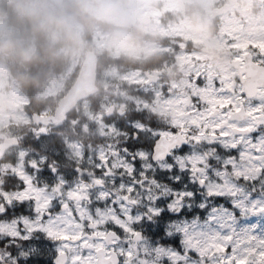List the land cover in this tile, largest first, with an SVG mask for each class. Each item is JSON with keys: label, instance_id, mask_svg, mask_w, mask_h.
I'll use <instances>...</instances> for the list:
<instances>
[{"label": "snow or ice", "instance_id": "snow-or-ice-1", "mask_svg": "<svg viewBox=\"0 0 264 264\" xmlns=\"http://www.w3.org/2000/svg\"><path fill=\"white\" fill-rule=\"evenodd\" d=\"M92 121L38 116L0 147V264H264V0L216 14Z\"/></svg>", "mask_w": 264, "mask_h": 264}, {"label": "rangeland", "instance_id": "rangeland-1", "mask_svg": "<svg viewBox=\"0 0 264 264\" xmlns=\"http://www.w3.org/2000/svg\"><path fill=\"white\" fill-rule=\"evenodd\" d=\"M74 5V0H66ZM226 0H119L120 22H101L116 29L105 28L102 24L90 26L84 38V27L79 21L74 20L70 14L64 13L72 19V26L79 38L78 51L69 56L66 72L50 80L44 89L41 98L47 99L48 108L42 114H49L55 109L58 99L65 92L66 82L74 69L81 62V55L86 49L92 48L99 57H103L98 71V85L100 92L97 101L102 112L109 106L122 109L130 102L129 83L131 79L144 74L139 68L123 67V61L141 63L148 58H156L164 55L165 46L173 41L186 43L190 50L201 59L212 64L223 65L226 63L221 48L214 37L213 19L210 18L212 9L221 7ZM64 1L61 0L60 5ZM180 4H183L181 10ZM0 5H9L8 0H0ZM51 9L57 10L53 2L48 1ZM224 15L251 17L256 8V0H238L230 5ZM11 7V6H10ZM148 16L149 23L141 20ZM11 31L18 38L31 44L34 48V38L28 39L7 21L0 18V33ZM117 31L120 39L109 42L108 36ZM117 65H111L109 60H117ZM165 61L161 65L163 75L171 79L175 70L166 66ZM10 66L12 69H10ZM19 68V69H18ZM21 64L15 61L0 62V147L5 138L11 136H27L36 127L31 119V114L37 110L28 107L27 98L20 93L16 85L13 72L21 69ZM15 72V73H16ZM31 111V113H29ZM99 113L90 109L88 101L80 103L76 115L67 123L71 127L74 121L81 124L92 121Z\"/></svg>", "mask_w": 264, "mask_h": 264}, {"label": "clouds", "instance_id": "clouds-1", "mask_svg": "<svg viewBox=\"0 0 264 264\" xmlns=\"http://www.w3.org/2000/svg\"><path fill=\"white\" fill-rule=\"evenodd\" d=\"M18 18L32 24L34 34H40L51 42H60L66 55L78 51L79 38L72 26V19L63 11L53 10L48 0H8ZM76 11L91 26L94 20L101 22H120L119 0H74ZM109 42L120 39V34L113 31L108 36ZM51 45L46 49L50 53ZM38 56L30 43L18 38L11 31L0 33V62L15 61L27 65L37 60Z\"/></svg>", "mask_w": 264, "mask_h": 264}, {"label": "trees", "instance_id": "trees-1", "mask_svg": "<svg viewBox=\"0 0 264 264\" xmlns=\"http://www.w3.org/2000/svg\"><path fill=\"white\" fill-rule=\"evenodd\" d=\"M72 8L75 11H71ZM65 12L75 16L78 14L75 7L68 8V5L65 6ZM0 16L7 18L9 24L19 30L21 34L34 38L38 59L25 65V71L14 72V78L18 85H20V90L28 97L30 106L34 103V106L38 104L39 107L45 108V104L40 101L41 99L37 98V95L44 91L50 79L64 72L66 60L62 54L63 45L60 42L51 45L50 41L44 36L34 34L32 24L26 19L18 18L11 7L1 5ZM78 18L88 27L89 24L85 18L79 15ZM49 45H51L50 53L46 52Z\"/></svg>", "mask_w": 264, "mask_h": 264}, {"label": "water", "instance_id": "water-1", "mask_svg": "<svg viewBox=\"0 0 264 264\" xmlns=\"http://www.w3.org/2000/svg\"><path fill=\"white\" fill-rule=\"evenodd\" d=\"M51 1L58 4L57 0ZM232 1L234 0H229V2ZM227 7L228 6L221 9L218 13L225 12ZM96 63L97 59L95 58L94 54L89 51V53H87L85 56V61L79 69L80 72L75 81V84L71 89H69L67 93L68 95L61 99L58 103V108L54 116H63L74 107L79 99L89 97L91 96V94H93V92L96 90L94 82Z\"/></svg>", "mask_w": 264, "mask_h": 264}]
</instances>
